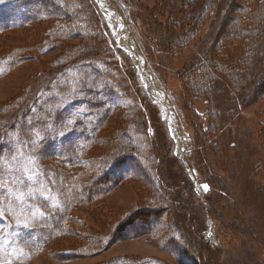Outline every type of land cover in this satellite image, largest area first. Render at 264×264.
Segmentation results:
<instances>
[{
    "label": "rangeland",
    "instance_id": "374dc122",
    "mask_svg": "<svg viewBox=\"0 0 264 264\" xmlns=\"http://www.w3.org/2000/svg\"><path fill=\"white\" fill-rule=\"evenodd\" d=\"M35 1L24 21L0 0V264H264V63L243 97L183 78L242 1L184 42L210 0ZM138 214L147 231L114 239Z\"/></svg>",
    "mask_w": 264,
    "mask_h": 264
},
{
    "label": "trees",
    "instance_id": "16d2710c",
    "mask_svg": "<svg viewBox=\"0 0 264 264\" xmlns=\"http://www.w3.org/2000/svg\"><path fill=\"white\" fill-rule=\"evenodd\" d=\"M169 1L180 2L181 8L185 5L192 6V0H162V4H169L167 3ZM241 1V3L235 2L234 5L231 6L230 11H227V15L225 13L224 17L221 19L220 27L216 31L209 48L205 52L204 58L196 65H191L185 72L183 77L184 81L191 85V89L197 91L199 90V85H203L206 89L210 81H213L212 74L220 72L222 73V78L224 77L225 82L228 81L231 84L237 85H234V89L230 88V90H228L230 91L229 93H237L239 97H243L245 86L243 87L242 85L249 84L251 79L254 77L253 75L256 72L257 64L262 62L264 63V0ZM12 3L18 7H13L14 9H20V14L23 16L22 18H24V21L29 15V8L34 4L36 5L35 0H12ZM208 4L204 8L203 14H199L197 17L192 19L194 25L189 27V29H191V34L184 31L179 36V39L181 40L180 42L193 39L198 26L197 23L202 21L204 15L206 18L209 17V13L212 9V0H210ZM251 4H255L253 8L251 7ZM7 5H9V3H7ZM241 15L243 16V19L240 17ZM8 25L9 24H4L3 27ZM233 41H236V43ZM231 42H233V45ZM62 54L64 55L65 52H62ZM236 72H239V74L235 75ZM252 89L253 90L249 93L251 102L252 100L264 97V74L258 76V82ZM249 98H243L246 101V104L250 103ZM49 143H51V146L54 147L53 149L56 148L55 140H52ZM127 161H129V159L128 157H125V159L122 158L119 160V163H113L112 166H109L111 167L107 168L109 173L107 174L105 172L106 174L103 180L97 178L95 186L101 184L103 185V188L100 190L103 192L107 191V189L110 188L108 184L110 179L117 182L118 179L122 177L121 174L111 176V172L113 169L123 170L125 166H127ZM151 221L152 220L141 218L138 214L132 223L126 224V226L128 225L127 227L129 230H127L126 226H123L114 239H117L118 237L125 239L126 236L130 235H134L133 237H136L142 232L147 231L149 225L153 224ZM172 232L176 235L180 234L176 228H172ZM114 239H111L110 243H113Z\"/></svg>",
    "mask_w": 264,
    "mask_h": 264
},
{
    "label": "bare ground",
    "instance_id": "6f19581e",
    "mask_svg": "<svg viewBox=\"0 0 264 264\" xmlns=\"http://www.w3.org/2000/svg\"><path fill=\"white\" fill-rule=\"evenodd\" d=\"M120 43L123 45V43L126 44V46L129 48L130 51L133 52L134 55H136V52L135 51V47L130 39V36H126V37H122L120 38ZM136 58V61L138 62L139 61V58L138 57H135ZM144 80L146 81L147 83V86H148V91L153 95L155 96L156 98H161L159 94H157V89L156 87L154 86L153 82L150 80L149 77L147 76H144ZM182 143H180L181 145Z\"/></svg>",
    "mask_w": 264,
    "mask_h": 264
},
{
    "label": "snow or ice",
    "instance_id": "6c2138e0",
    "mask_svg": "<svg viewBox=\"0 0 264 264\" xmlns=\"http://www.w3.org/2000/svg\"><path fill=\"white\" fill-rule=\"evenodd\" d=\"M68 123H71L70 121L68 122ZM61 134H63V133H61ZM37 135H38V133H37ZM15 157H13V159H14ZM205 190H207V188H208V185H203L202 186ZM0 249H2V245H0ZM20 255H23V251L21 250V252H20Z\"/></svg>",
    "mask_w": 264,
    "mask_h": 264
},
{
    "label": "water",
    "instance_id": "95a60500",
    "mask_svg": "<svg viewBox=\"0 0 264 264\" xmlns=\"http://www.w3.org/2000/svg\"><path fill=\"white\" fill-rule=\"evenodd\" d=\"M134 52H136V50L134 51ZM138 57V56H137ZM138 70H139V68H138ZM201 187H202V185H201ZM206 190L205 189H203V192H205Z\"/></svg>",
    "mask_w": 264,
    "mask_h": 264
},
{
    "label": "flooded vegetation",
    "instance_id": "af4514ba",
    "mask_svg": "<svg viewBox=\"0 0 264 264\" xmlns=\"http://www.w3.org/2000/svg\"><path fill=\"white\" fill-rule=\"evenodd\" d=\"M207 94V93H206ZM252 264V263H251Z\"/></svg>",
    "mask_w": 264,
    "mask_h": 264
}]
</instances>
